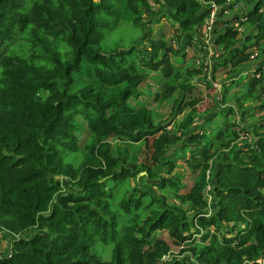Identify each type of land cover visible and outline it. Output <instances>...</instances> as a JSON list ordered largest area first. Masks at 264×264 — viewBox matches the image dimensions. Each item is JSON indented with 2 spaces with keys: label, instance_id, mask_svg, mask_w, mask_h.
I'll use <instances>...</instances> for the list:
<instances>
[{
  "label": "trees",
  "instance_id": "obj_1",
  "mask_svg": "<svg viewBox=\"0 0 264 264\" xmlns=\"http://www.w3.org/2000/svg\"><path fill=\"white\" fill-rule=\"evenodd\" d=\"M205 1L221 7L213 28L219 64L243 68L258 49L260 76H250L244 95L264 92V0ZM155 2L157 10L149 0H0V264H160L168 253L174 256L165 264H264V116L249 147L236 143L228 118L234 106L220 109L221 127L206 123L219 113L199 122L203 97L189 96L202 67L182 75L171 56H185L211 6ZM236 3L244 9L227 18L224 10ZM145 15L167 17L182 44L148 37ZM121 21L141 28L147 45L102 51L107 31ZM239 25L255 32L239 37ZM153 72L171 78L156 96L177 93L174 131L167 120L155 123L147 106L129 103ZM205 87L216 92L208 79ZM256 102L264 108V97ZM76 117L89 133L83 149ZM109 138L122 145L112 147ZM141 141L146 160L138 163L129 146ZM178 158L196 171L192 183L172 173ZM138 169L145 171L140 179ZM97 241L112 244L110 259L94 251Z\"/></svg>",
  "mask_w": 264,
  "mask_h": 264
},
{
  "label": "rangeland",
  "instance_id": "obj_2",
  "mask_svg": "<svg viewBox=\"0 0 264 264\" xmlns=\"http://www.w3.org/2000/svg\"><path fill=\"white\" fill-rule=\"evenodd\" d=\"M154 9H158V5L155 2V0H149ZM145 24L143 26L144 31L151 30L148 37L152 38H159L164 37L167 42L173 43L172 47H179L181 45L182 39L179 38L178 32L175 29L174 23H172L167 17L165 16H154L152 18L148 17L147 15L144 16ZM244 27V26H243ZM253 27L246 28L245 30L239 32V37H244L249 34H253L255 31ZM144 31L142 34L141 28H138L136 26L130 25L127 22H122L120 25L116 26L110 31H107L105 38L101 41V50L104 52H108L115 49H126L129 48L131 45L136 44L138 40H141L142 44L145 46L147 45V38H142L144 35ZM206 45H202L201 43L192 42L185 46L184 53L185 56L183 57H175L171 56L172 61L178 66H183L181 69L182 75L185 73V69H191L192 67H197L196 60L205 59L208 57V49H211V55H210V61L208 62L207 66L208 69L204 70L202 65V71L203 73L199 76V78H195L194 82H197V85L193 88L190 98L192 97H203V101L198 106V109L203 114L204 120L211 115L212 113H218L220 112L219 109H223L229 105H234L236 108V113L229 114V119H234L235 121H239L240 124L243 125V129L247 133V138L245 140L239 139L236 141L239 146L242 147H249L253 144V140L256 137L257 130L262 131L261 128H256L258 123L261 121V118L264 116V108L262 109H256L254 106H257L258 99H261L264 97V92L260 90L259 87H256L253 89L250 93V95L245 96L247 90V84L248 80L250 79V76H252V69L257 68V64L259 61V57H255V59H250L247 62V65L243 68L238 67L237 69H234V67L230 66L229 64L222 65L219 64L222 61V49L221 48H214L212 47V43L208 41L205 43ZM255 47H252L250 50H252ZM186 49V51H185ZM256 50L254 49L253 52ZM252 52V53H253ZM258 52V49L257 51ZM258 59V60H257ZM210 77V79L208 78ZM211 80L212 83H216L218 94L216 92L210 93L207 91V87H205V80ZM168 79L162 77L157 72H153L147 75L145 78V81L142 85L137 87V91L140 92L138 97L130 98L129 103L134 106L138 107L140 105H145L148 108H150L153 112V120L155 123L166 121L167 120V128L171 131L175 130L177 121L180 116L175 117V120L172 122L173 118H170L171 113L173 112V102L175 100L176 95L172 97H168L167 99H161L160 97L156 96V94L160 95L166 85ZM181 78H179V81ZM170 81V80H169ZM215 87V86H214ZM216 88V87H215ZM225 88L228 90L226 91V97H227V104H221V100H218L217 97H220L224 94ZM215 96V97H214ZM208 101V104L205 103V101ZM215 101H219V104H217L216 108H212ZM240 101V102H239ZM243 106V108L239 107V104ZM216 109V110H215ZM217 111V112H216ZM242 112H246L244 116H241ZM207 113V114H206ZM221 114L219 113L218 116H215L217 118L213 121H207L206 123L208 125H220L218 123V119L221 118ZM233 121V120H232ZM76 123H77V137H78V145L81 149H83L89 139V133L87 131L86 124L83 122V120L80 117H76ZM172 123V124H171ZM171 126V127H170ZM170 127V128H169ZM221 127V125L219 126ZM112 142V147H115L117 143L122 145L121 142L115 141L114 138H109ZM223 146H226V140L222 139ZM216 147L220 146L221 142L216 141L215 142ZM114 149V148H113ZM115 150V149H114ZM129 150L134 151V154H136V161H141L138 163H143L144 160H146L144 152L147 150V147L143 141L133 143L129 146ZM128 150V151H129ZM172 150H169L171 152ZM186 157L189 155V152H185ZM76 157V154H70L68 156V161H73ZM129 166H132V164H129ZM192 167L188 165L187 161H185L184 158H178L177 159V166L175 167L174 174L177 172L181 174L184 178L183 181L187 184H190L193 182V177L196 175V171H193L191 169ZM137 178L140 179V177L145 175V171L142 169H138ZM162 173H165V170L162 169ZM173 173V172H172ZM166 174V173H165ZM136 178V180H137ZM133 180V179H131ZM64 183V181H63ZM125 184H128V182H121L118 185V188L115 191H113V195L115 196V200L119 199L123 193V189L125 187ZM130 185H133V182H130ZM154 188H151V190ZM150 190V191H151ZM155 193H158L159 191L157 189H154ZM115 193V194H114ZM154 194V192H152ZM171 196V195H170ZM169 196V197H170ZM167 201L172 200V196L170 198L167 197ZM211 200V197L209 201ZM114 208V207H113ZM146 212H142V214H145ZM162 237L165 239H169L166 233L161 232ZM29 234V233H28ZM27 234V235H28ZM4 245L2 242H0V252L3 251ZM94 251L97 253V255L103 259L107 260L111 257V249L112 244H102L99 241L95 243L93 246ZM177 247L172 246V250L176 251ZM174 254V253H171ZM173 256V255H172ZM183 258L191 259L190 255L183 254ZM166 263V262H165ZM164 263V264H165Z\"/></svg>",
  "mask_w": 264,
  "mask_h": 264
},
{
  "label": "built area",
  "instance_id": "obj_3",
  "mask_svg": "<svg viewBox=\"0 0 264 264\" xmlns=\"http://www.w3.org/2000/svg\"><path fill=\"white\" fill-rule=\"evenodd\" d=\"M202 1L204 4H207V5H210L211 6V11H210V15H209V18L205 21V23L202 25V27L200 29H197L194 33V37L191 41L192 42H197V43H201L202 45H206L205 43H207L208 41H210V43H212V47H213V39H214V34H213V28H214V22L216 20V13L218 10L221 9V7L217 6L214 2H206L205 0H200ZM244 9V6L243 5H240L239 3H236L233 5V7L231 9H226L224 10V14L227 16V18H231L233 17L234 15V12L236 13H240L242 12V10ZM241 20H246V17L243 15L241 18ZM237 30L239 32L243 31L244 30V27L239 25L237 27ZM174 43V42H173ZM173 43H172V46H173ZM175 44V43H174ZM207 50H208V57H206L205 59H203L202 61V57H201V60H196V62L198 63L197 65L198 66H201L203 67L204 70H207L208 69V62L210 61V55H211V49H208L207 47ZM257 56V52H253L251 53L250 55V58L251 59H255V57ZM252 76H255V77H259L260 76V71H256V68L252 69ZM210 79V77H208ZM211 81V80H210ZM212 83V82H211ZM213 86L216 87L217 89V85L216 83H212ZM218 90L216 92V95L218 94ZM219 97H220V94H219ZM217 97V99L219 98ZM236 124H235V127L234 129L236 130V132L239 134V139H242V140H245V138H247V133L245 132V130L243 129V125L240 124L239 121H235ZM208 190H209V186H207L205 188V193L206 195L208 196V201L210 199V195L208 194ZM173 255V254H172ZM172 255L170 253L164 255L161 259V263L160 264H163L167 261H169L171 258H172ZM174 256V255H173ZM259 262L263 261V260H258Z\"/></svg>",
  "mask_w": 264,
  "mask_h": 264
},
{
  "label": "crops",
  "instance_id": "obj_4",
  "mask_svg": "<svg viewBox=\"0 0 264 264\" xmlns=\"http://www.w3.org/2000/svg\"><path fill=\"white\" fill-rule=\"evenodd\" d=\"M190 43H191V42H190ZM185 51H186V49H185ZM263 59H264V58H263ZM158 74H160V73H158ZM160 75H161V74H160ZM164 78H165V77H164ZM166 79H168V78H166ZM170 79H171V78H170ZM170 79H169V80H170ZM169 80H167V82H168ZM174 95L177 96V93L173 94L172 96H174ZM172 96H170V97H172ZM170 97H169V98H170ZM175 98H176V97H175ZM225 104H227V103H224V105H225ZM232 106H234V105H232ZM234 108H235V107H234ZM215 110H216V109H215ZM219 110H220V109H219ZM152 112H153V111H152ZM216 112H217V111H216ZM153 113H154V112H153ZM218 113H219V112H218ZM203 114H204V113H201V112L199 113V116H200V120H199V122H200V123L205 122V120L207 119V118H206V119L204 120L205 117H203ZM206 114H207V113H206ZM245 114H247V113H245ZM177 116H180V117H181V115H176V114L174 115V117H177ZM180 117H179V118H180ZM221 117H222V115H221ZM173 119H174V118H173ZM216 119H217V118H214L213 120H216ZM174 120H175V119H174ZM174 120H172V121H174ZM176 121H177V120H176ZM171 124H172V123H171ZM212 125H213V124H212ZM213 126H214V125H213ZM170 127H171V126H170ZM170 127H169V128H170ZM173 173H174V172H173Z\"/></svg>",
  "mask_w": 264,
  "mask_h": 264
}]
</instances>
